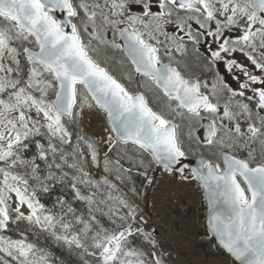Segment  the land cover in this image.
Masks as SVG:
<instances>
[{
	"label": "snow or ice",
	"instance_id": "snow-or-ice-1",
	"mask_svg": "<svg viewBox=\"0 0 264 264\" xmlns=\"http://www.w3.org/2000/svg\"><path fill=\"white\" fill-rule=\"evenodd\" d=\"M175 187L264 264V0H0V264H182Z\"/></svg>",
	"mask_w": 264,
	"mask_h": 264
},
{
	"label": "bare ground",
	"instance_id": "bare-ground-1",
	"mask_svg": "<svg viewBox=\"0 0 264 264\" xmlns=\"http://www.w3.org/2000/svg\"><path fill=\"white\" fill-rule=\"evenodd\" d=\"M95 122L98 124V119L95 120ZM100 127H101V123H100ZM96 128L98 129V126ZM101 129H102V127H101ZM185 190H187V188H185ZM168 213H169V215H171L173 212H171V210L168 209ZM171 227H172L171 219H164L163 225H162L163 231H161V234L165 238V242H166V245L168 247L171 246L173 248V240L175 241L174 248H178L180 246L187 245V244L188 245L194 244V241H190V239L188 237H186V238H184V237L175 238V234L172 233Z\"/></svg>",
	"mask_w": 264,
	"mask_h": 264
},
{
	"label": "rangeland",
	"instance_id": "rangeland-1",
	"mask_svg": "<svg viewBox=\"0 0 264 264\" xmlns=\"http://www.w3.org/2000/svg\"><path fill=\"white\" fill-rule=\"evenodd\" d=\"M89 117H91V116H89ZM93 118V117H92ZM98 126V124L96 125V127Z\"/></svg>",
	"mask_w": 264,
	"mask_h": 264
}]
</instances>
